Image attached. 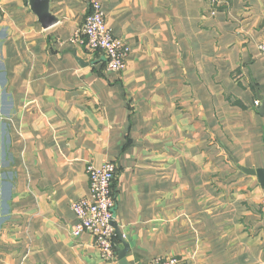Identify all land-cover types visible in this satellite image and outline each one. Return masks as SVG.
Instances as JSON below:
<instances>
[{
    "label": "crops",
    "instance_id": "0c3cea01",
    "mask_svg": "<svg viewBox=\"0 0 264 264\" xmlns=\"http://www.w3.org/2000/svg\"><path fill=\"white\" fill-rule=\"evenodd\" d=\"M100 1L121 72L71 42L88 0H49L48 26L0 0V264H119L72 235L106 161L131 263L264 264V188L244 172L264 168V0Z\"/></svg>",
    "mask_w": 264,
    "mask_h": 264
},
{
    "label": "built area",
    "instance_id": "2783aa9c",
    "mask_svg": "<svg viewBox=\"0 0 264 264\" xmlns=\"http://www.w3.org/2000/svg\"><path fill=\"white\" fill-rule=\"evenodd\" d=\"M215 14L226 0H207ZM90 11L83 26L71 38L76 45L85 46L90 50H99L105 54L107 69L121 72L126 67L130 55L128 43L115 36L108 27L100 0H88ZM264 54V43L259 44ZM256 101V105H259ZM114 162L106 161L100 166L93 163L87 165L89 176L88 195L74 201L72 209L77 221L72 228L73 236L87 232L94 236L95 244L105 260H116L115 247L116 227L114 224V180L116 176ZM152 264H183L177 256L158 257Z\"/></svg>",
    "mask_w": 264,
    "mask_h": 264
},
{
    "label": "water",
    "instance_id": "95a60500",
    "mask_svg": "<svg viewBox=\"0 0 264 264\" xmlns=\"http://www.w3.org/2000/svg\"><path fill=\"white\" fill-rule=\"evenodd\" d=\"M30 6L32 10L37 14L39 21L44 26L52 25L53 23L56 22L55 16L50 13L49 0H30ZM259 112L264 116V101H262L260 104ZM244 172L257 176L261 186L264 188V168L244 169ZM129 248H130V237H127L123 241V248H119L117 252L119 264H133L127 259V253Z\"/></svg>",
    "mask_w": 264,
    "mask_h": 264
}]
</instances>
